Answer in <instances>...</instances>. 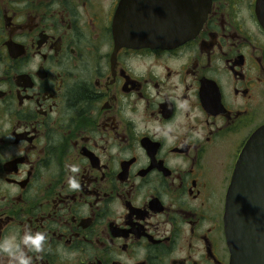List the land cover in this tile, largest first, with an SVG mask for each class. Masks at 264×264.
Returning <instances> with one entry per match:
<instances>
[{"label":"flooded vegetation","instance_id":"af4514ba","mask_svg":"<svg viewBox=\"0 0 264 264\" xmlns=\"http://www.w3.org/2000/svg\"><path fill=\"white\" fill-rule=\"evenodd\" d=\"M263 126L264 0H0V264H231Z\"/></svg>","mask_w":264,"mask_h":264},{"label":"water","instance_id":"95a60500","mask_svg":"<svg viewBox=\"0 0 264 264\" xmlns=\"http://www.w3.org/2000/svg\"><path fill=\"white\" fill-rule=\"evenodd\" d=\"M224 222L231 264H264V126L238 158L226 192Z\"/></svg>","mask_w":264,"mask_h":264}]
</instances>
